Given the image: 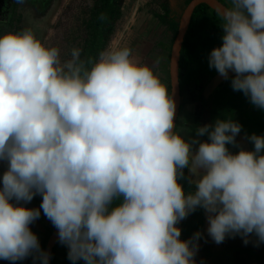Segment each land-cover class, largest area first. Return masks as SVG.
<instances>
[{"label": "clouds", "instance_id": "1", "mask_svg": "<svg viewBox=\"0 0 264 264\" xmlns=\"http://www.w3.org/2000/svg\"><path fill=\"white\" fill-rule=\"evenodd\" d=\"M217 16L209 68L264 110V0H230ZM70 56L31 29L0 36V259L49 264L30 227L41 209L72 264H196L203 233L182 240L178 225L197 209L216 244H264V135L245 134L246 150L242 125L216 119L186 139L174 88L131 49Z\"/></svg>", "mask_w": 264, "mask_h": 264}, {"label": "rangeland", "instance_id": "2", "mask_svg": "<svg viewBox=\"0 0 264 264\" xmlns=\"http://www.w3.org/2000/svg\"><path fill=\"white\" fill-rule=\"evenodd\" d=\"M98 2L23 0V3H17L16 0H10L9 3L0 4V36L7 32L31 29L43 44L59 48L62 61L70 59L73 48L81 49L82 52L88 23ZM186 7V0H117V15L103 51L110 48L131 49L132 59L150 66L168 87L170 51L178 29L174 31L171 24H179ZM204 81L201 76L199 86L191 90L183 88L180 96V108L183 110L179 111L177 120L179 126L184 124L197 128L209 124L204 122L201 114L209 116L210 107L205 111L201 102L192 104L195 100L199 101L198 94ZM206 97L203 96L201 100ZM238 258H224L223 264H264V255L247 261Z\"/></svg>", "mask_w": 264, "mask_h": 264}, {"label": "trees", "instance_id": "3", "mask_svg": "<svg viewBox=\"0 0 264 264\" xmlns=\"http://www.w3.org/2000/svg\"><path fill=\"white\" fill-rule=\"evenodd\" d=\"M117 0H99L98 6L88 23L87 36L83 42L81 59L98 58L103 51L108 34L112 30V24L117 11ZM192 0H186L188 5ZM222 6H230V0H216ZM220 19L217 14L205 5L197 6L191 15L187 32L185 34L179 55V88H195L201 83V76L205 77V83L209 82L218 73L214 68H209L208 56L211 50L222 45L223 29L219 25ZM176 31L178 24H171ZM231 77V76H230ZM168 88H170L168 83ZM209 119L210 124L216 119L235 120L242 125L239 135L245 138V134L264 135V110L250 103L249 99L240 91H234L231 80H224L211 93ZM199 103L201 100L198 101ZM203 139H207L204 137ZM250 150L253 145L246 139ZM230 151L236 152L237 148L229 146ZM186 173V170H185ZM184 183L186 191L188 184ZM203 209H197L192 213L191 223L185 224L183 229L188 235H193L201 230ZM76 264H84L83 260Z\"/></svg>", "mask_w": 264, "mask_h": 264}, {"label": "crops", "instance_id": "4", "mask_svg": "<svg viewBox=\"0 0 264 264\" xmlns=\"http://www.w3.org/2000/svg\"><path fill=\"white\" fill-rule=\"evenodd\" d=\"M203 78L205 80L204 76ZM207 83H205L204 81L203 88L202 90L199 91L198 94L199 100H201L203 96H207L206 99L201 100V106L205 109V111H207L208 110L207 108L210 107L209 98L211 93L215 90L214 89L211 93L204 94L203 90ZM192 104L198 105V101L195 100L194 102H192ZM180 110L182 111L183 108L181 107ZM201 116L203 117L204 122L207 121L210 124V119H209L210 117L208 115L206 116L201 114ZM195 130L196 128L192 126H185L184 124L179 126L178 122L176 121L174 132L180 134L181 136L187 139L191 135L195 134ZM5 170H6V165L0 162V187H2V175ZM186 175H187V170H186ZM188 188H190L189 191L195 190L194 185L188 184ZM41 201H42V196L36 195L34 199L26 205V207L39 208ZM191 217H192V213L186 219L181 221L178 225V227L181 228L182 240H187L191 237V235H188L186 232H184L185 228L183 229L185 224L191 223L192 221ZM30 227L32 231L37 234L41 244V248L45 250L48 239L56 228L52 225L51 221L44 216L42 209H41L40 218L36 220L33 224H31ZM207 227H208V221L206 218V214L204 212L202 218L201 230H200L203 233V238L199 241L200 246L195 257L196 264H223L224 263L223 259L224 258L230 259V256L234 257L236 260L239 257L238 259L240 260L246 259L245 261H247L249 259L253 260L257 257L261 258L264 255V244H260L259 246H256L253 242L255 240V237H253L252 240L247 245L243 243V239L238 235L235 238L226 237L223 243L216 244L212 240V238L208 236ZM67 252H68L67 247L65 245H62L58 241L51 250L50 263L72 264V261H70L67 257ZM0 264H34V262L32 257L29 256L24 260L15 261V262L0 259ZM36 264H40V262L36 261Z\"/></svg>", "mask_w": 264, "mask_h": 264}, {"label": "water", "instance_id": "5", "mask_svg": "<svg viewBox=\"0 0 264 264\" xmlns=\"http://www.w3.org/2000/svg\"><path fill=\"white\" fill-rule=\"evenodd\" d=\"M200 5H205L206 7H208L211 11L215 12L216 14H217V10L222 6L216 0H192L187 5V7L183 11V14L180 18L178 29H177V34L173 41L171 51H170V65H169L170 94L174 88V99L176 102L175 125H176V121H177L179 110H180V88H179V73H178L180 50H181V46H182L185 34L188 29V25H189L193 10L197 6H200ZM232 75H234V73L230 71L229 76H232ZM224 80H225L224 78H222L219 74H217L206 84L203 90V93L204 94L211 93ZM236 139L239 142L241 147L245 148L246 150H250L248 142L242 135L238 134ZM57 242H58V234H57V229H55L53 233L50 235L47 245H46V249H45V251L50 253V256H51V250ZM49 264H51L50 260H49Z\"/></svg>", "mask_w": 264, "mask_h": 264}, {"label": "flooded vegetation", "instance_id": "6", "mask_svg": "<svg viewBox=\"0 0 264 264\" xmlns=\"http://www.w3.org/2000/svg\"><path fill=\"white\" fill-rule=\"evenodd\" d=\"M9 2H10V0H0L1 5L5 4V3H9ZM189 90H191V89H189ZM181 94H182V90H180V96H181Z\"/></svg>", "mask_w": 264, "mask_h": 264}]
</instances>
